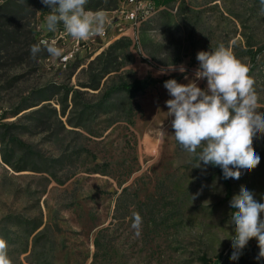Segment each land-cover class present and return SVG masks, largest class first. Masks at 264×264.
Segmentation results:
<instances>
[{
    "label": "rangeland",
    "instance_id": "374dc122",
    "mask_svg": "<svg viewBox=\"0 0 264 264\" xmlns=\"http://www.w3.org/2000/svg\"><path fill=\"white\" fill-rule=\"evenodd\" d=\"M27 2L23 22L40 32V41L52 42L65 30L61 23L49 32L50 8L41 0ZM103 5L97 11L106 14L109 35L92 51L63 65L43 50L33 71L12 88L18 72L0 65V106L11 110L12 102H31L0 126V238L11 264H201L203 255L230 258L235 233L225 183L208 166L196 168L197 156L175 140L164 84L137 94L131 106L115 88L122 80L149 76H180L177 82L187 84L199 66L197 53L223 44L249 67L264 112L260 0H175L134 28L120 20L119 6L109 0ZM36 8L45 9L43 17ZM69 45L56 43L62 52ZM248 49L260 52L255 60ZM197 84L207 87L206 80ZM253 147L260 164L250 172L241 169L240 179L229 178L231 196L244 186L264 202V134H257ZM98 164L108 175L93 171ZM133 213L142 217L139 236L131 227ZM254 239L247 246L257 244ZM252 250L237 264H264L258 245Z\"/></svg>",
    "mask_w": 264,
    "mask_h": 264
},
{
    "label": "clouds",
    "instance_id": "9594fccd",
    "mask_svg": "<svg viewBox=\"0 0 264 264\" xmlns=\"http://www.w3.org/2000/svg\"><path fill=\"white\" fill-rule=\"evenodd\" d=\"M41 2L50 8L46 16L49 32H55L61 23L74 40H88L103 35L105 31L106 14L86 10L88 0ZM260 3L264 11V0ZM42 50L51 57L64 58L55 41L42 40L31 45L32 58L35 59ZM196 59L199 66L187 84L175 79L164 82L171 97L165 103L168 116L173 117L174 138L184 151L197 156L196 168L204 170L211 165L221 168L224 179H240L241 169L250 172L261 160L253 147L257 134H264V112L258 110L255 80L249 75V67L223 44L211 52L199 51ZM178 70L183 73L186 69L181 65ZM160 71L165 72L164 69ZM199 80L207 81L205 89L198 86ZM229 203L235 233L231 238L233 251L230 259L237 260L253 238L259 247L257 258L264 257V202L258 201L254 192L241 186L239 194L234 195ZM141 225L142 217L133 213L131 227L137 236ZM7 249V242L0 238V264H11Z\"/></svg>",
    "mask_w": 264,
    "mask_h": 264
},
{
    "label": "trees",
    "instance_id": "16d2710c",
    "mask_svg": "<svg viewBox=\"0 0 264 264\" xmlns=\"http://www.w3.org/2000/svg\"><path fill=\"white\" fill-rule=\"evenodd\" d=\"M38 0H35V2ZM114 4L113 8H116L118 6L119 0H109ZM157 3L158 7L161 6H167L174 2L175 0H154ZM104 0H88V3L85 5L86 10L89 11H97L99 9H104L105 6L103 5ZM31 5L27 2V0H4L0 3V65L2 66V69L5 68H12L16 69V72H18L15 76V79L12 80V82L9 85V88H12L14 85L17 87L19 83L25 79L29 71H33V65L37 64V61L43 57L42 51L36 56L35 59L32 58L30 54V46L36 43H39L41 40V34L37 29L34 27H31L30 22H23L24 20V12L26 11V8L30 7ZM33 7V6H32ZM35 7V6H34ZM37 9V12L40 11V16H44L45 9ZM107 9V8H106ZM36 12V14H37ZM35 13V12H34ZM252 49V48H251ZM216 50L215 45H208L206 51H214ZM261 48L259 49V51ZM260 52L250 50L248 49L246 51V54L252 58V60H255L256 56ZM23 71V72H20ZM180 76L170 77V76H164L160 79L153 78L151 76L149 77H143V78H133L130 80H122L117 87L115 88V92L124 94L125 96H128L130 98V106L134 105L133 98L139 94L145 92L148 88L157 85V84H164L165 81L169 79H175L178 81ZM12 85V86H11ZM114 91V90H113ZM113 91L107 93V97H105V101L109 99L110 95H112ZM31 102H28V99L23 100V98L18 102H12L11 104L16 106L14 109L11 110H4L0 106V126L1 122L10 115H16L19 112L26 109ZM139 107V106H138ZM130 123H134L132 118H128ZM4 139V138H3ZM14 140V139H13ZM15 141H17L15 139ZM19 142V141H17ZM110 167V165L107 166V168ZM208 167L212 170H214L217 174V176L221 179H223L226 191H227V198L229 201L232 199L231 193V182L229 179H224L222 170L219 167H214L211 165H208ZM94 172L107 174L106 169L103 170V168L98 164L96 166V169L93 170ZM133 172V170H130L129 175ZM120 183H124L123 181H120ZM128 189V188H127ZM125 189L122 192V195H124V192L127 191ZM104 230H101L99 233H102ZM255 240V239H254ZM250 241H253L252 239ZM97 248H100V242L97 240L96 242ZM255 244L253 247L247 246V248H244L239 255V258L237 260H231L230 258L224 257L222 254L219 255L215 260H212L211 258H208L206 255H203L201 257V264H237L238 262L245 261L253 251L252 249L257 246ZM249 247V248H248ZM98 259V258H97Z\"/></svg>",
    "mask_w": 264,
    "mask_h": 264
},
{
    "label": "built area",
    "instance_id": "2783aa9c",
    "mask_svg": "<svg viewBox=\"0 0 264 264\" xmlns=\"http://www.w3.org/2000/svg\"><path fill=\"white\" fill-rule=\"evenodd\" d=\"M120 6L118 12L120 20L131 28L139 25L142 21L149 18L151 14L157 9L153 0H119ZM119 19V18H118ZM111 24L112 22L109 21ZM124 26H120L121 31L124 30ZM109 35V25L105 26L104 38L92 37L88 40H74L65 30L60 31L55 39V44L60 40L64 43L70 40V45L63 51V59L60 58L61 63L64 65V59H74L79 53L85 51H92L95 46H100L107 39ZM45 40V39H44Z\"/></svg>",
    "mask_w": 264,
    "mask_h": 264
},
{
    "label": "crops",
    "instance_id": "0c3cea01",
    "mask_svg": "<svg viewBox=\"0 0 264 264\" xmlns=\"http://www.w3.org/2000/svg\"><path fill=\"white\" fill-rule=\"evenodd\" d=\"M154 1V0H153ZM154 3H155V6H156V8H161V7H163V6H161V7H158L157 6V3L154 1ZM118 6H120V1L118 2Z\"/></svg>",
    "mask_w": 264,
    "mask_h": 264
},
{
    "label": "bare ground",
    "instance_id": "6f19581e",
    "mask_svg": "<svg viewBox=\"0 0 264 264\" xmlns=\"http://www.w3.org/2000/svg\"><path fill=\"white\" fill-rule=\"evenodd\" d=\"M151 15H152V14H151ZM151 15H150V16H151ZM150 16H149V17H150ZM70 60H71V59H64V63H67V62L70 61Z\"/></svg>",
    "mask_w": 264,
    "mask_h": 264
}]
</instances>
